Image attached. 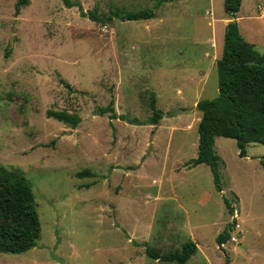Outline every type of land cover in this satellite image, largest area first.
<instances>
[{
  "label": "rangeland",
  "instance_id": "rangeland-1",
  "mask_svg": "<svg viewBox=\"0 0 264 264\" xmlns=\"http://www.w3.org/2000/svg\"><path fill=\"white\" fill-rule=\"evenodd\" d=\"M69 1L75 5L30 0L18 12L17 0H0V165L25 174L41 223L36 245L0 252V264H264V143L250 142L241 156L235 138H215L221 184L239 211L231 232L238 242L228 239L224 248L216 237L234 214L222 201L199 203L202 191L216 188L212 170L185 163L198 153L197 103L218 94L216 60L230 21L224 0ZM144 8L156 15L121 20L112 13ZM263 11L264 0H242L237 16L260 53ZM90 12L113 18L103 23ZM109 104L117 117L100 113ZM50 109L76 112L81 121L72 127L48 117ZM85 169L94 175L76 176ZM161 182L188 185L191 223L193 211L203 216V255L186 263L149 257L145 246L178 250L129 235L143 240L157 203L147 196ZM165 206L176 208L183 229L184 209L159 203ZM164 226L157 217L154 231ZM182 229L175 241L187 239Z\"/></svg>",
  "mask_w": 264,
  "mask_h": 264
},
{
  "label": "trees",
  "instance_id": "trees-1",
  "mask_svg": "<svg viewBox=\"0 0 264 264\" xmlns=\"http://www.w3.org/2000/svg\"><path fill=\"white\" fill-rule=\"evenodd\" d=\"M169 0H158L157 6ZM30 0H17L16 11L28 5ZM69 6L75 5L65 0ZM242 0H224V9L230 21L226 24L221 57L216 61L218 69V94L213 98L200 99L197 108L202 112L198 125L199 143L196 157L189 159V167L205 163L210 166L216 188L223 187L218 169L219 155L215 150L216 136H227L237 140L240 155L246 156V145L250 142L264 143V53L247 41L240 32L237 21ZM113 15L121 20L149 19L156 15L154 8L140 10L114 9ZM93 20L99 19L95 12H90ZM151 108L157 111L152 97ZM113 104L99 108L100 113L111 112L117 117ZM47 116L55 118L72 127L78 125L81 116L67 110H48ZM156 122V120H154ZM264 167V157L260 160ZM94 172L85 169L76 173L78 177L92 176ZM230 214L235 208L223 195ZM236 224L233 219L217 235L218 245L231 237ZM41 231V223L36 208L35 195L25 174L18 168L0 165V252L9 254L23 253L34 247ZM197 245L190 240L178 251L161 253L150 246L145 247L149 257L163 261L175 260L186 262L196 251Z\"/></svg>",
  "mask_w": 264,
  "mask_h": 264
},
{
  "label": "crops",
  "instance_id": "crops-1",
  "mask_svg": "<svg viewBox=\"0 0 264 264\" xmlns=\"http://www.w3.org/2000/svg\"><path fill=\"white\" fill-rule=\"evenodd\" d=\"M263 13H264V11H263ZM199 76H200V74H199ZM189 168H192V167H189ZM154 190L156 191L155 194H153V195L148 194V196H147L148 198H152V199H154V201H157V203H155L153 201L154 204H153V206H151L149 213H148L150 216L149 221L151 222V224H150L151 226L149 228H147V226L145 227V232L142 235L143 240H140V238L136 237L137 234L135 233L136 234L135 235L133 233V231L131 234L129 233L131 241L135 240L137 242H143V243L152 241V242H154V244L156 245L155 247H157V248H160V247L164 248L165 246H171V247L176 246L177 247L176 250H179V248L182 247V245L185 242H188L187 240H189V241L192 240L196 243L197 249L186 262H188L192 257H194L196 253L201 252V254L203 255L204 250H203L202 245L204 244V240H203L202 234L200 232V229L203 227V224L201 223V220H203V216H201L199 214V212L193 211V214L194 215L198 214V217L196 218L195 224H192L190 221L192 211L183 205V199L189 197V195L186 193V191L189 190V186L188 185L187 186L182 185L181 190L175 186H170L167 189V188H165L164 184L161 182L157 186H155ZM223 195L226 196V192H225L224 188H223L222 192H219L217 190V188H215L213 190H204L199 194L198 201L202 205H203V203L209 204L210 201H218V202L222 201L224 206L226 207ZM238 197H239V195H238ZM239 201H241L240 197H239ZM160 202H163L164 204H166V203L178 204L180 208L184 209V214L186 217V219L183 221L184 235H186L185 229L188 231V233H187L188 237H186L187 239L185 241L181 242L180 240L175 241V239H173L174 232L176 233L177 238H179V233L176 231H178L179 229H182L180 227L178 228V226H177V224H179V225L181 224V221H180L181 217H180L179 212L176 211V208H173V207H166L165 206V207L159 208ZM235 212L239 213V211L237 209L235 210ZM157 217H161L162 222H165L168 225H170L169 228L164 226L162 230L155 232L154 231L155 230L154 224L157 220ZM169 250H171V249H169ZM156 260H159V259H156ZM186 262H184V263H186Z\"/></svg>",
  "mask_w": 264,
  "mask_h": 264
},
{
  "label": "built area",
  "instance_id": "built-area-1",
  "mask_svg": "<svg viewBox=\"0 0 264 264\" xmlns=\"http://www.w3.org/2000/svg\"><path fill=\"white\" fill-rule=\"evenodd\" d=\"M235 217H238V215H237V213L236 212H234V215H233V219L235 218ZM236 225V224H235ZM230 241L231 242H233V243H235V242H238V239H237V237H235L234 235H232L231 237H230ZM219 247H225V243L223 242V243H221V245H219Z\"/></svg>",
  "mask_w": 264,
  "mask_h": 264
}]
</instances>
